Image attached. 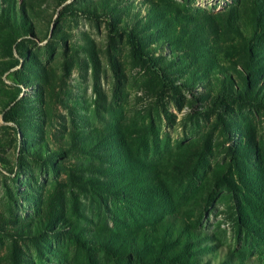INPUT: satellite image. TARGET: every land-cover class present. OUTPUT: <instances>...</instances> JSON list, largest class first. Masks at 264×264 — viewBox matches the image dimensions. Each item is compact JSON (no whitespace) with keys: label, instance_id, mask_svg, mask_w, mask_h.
Masks as SVG:
<instances>
[{"label":"rangeland","instance_id":"374dc122","mask_svg":"<svg viewBox=\"0 0 264 264\" xmlns=\"http://www.w3.org/2000/svg\"><path fill=\"white\" fill-rule=\"evenodd\" d=\"M222 94L264 102V0H0V264H264V103Z\"/></svg>","mask_w":264,"mask_h":264},{"label":"trees","instance_id":"16d2710c","mask_svg":"<svg viewBox=\"0 0 264 264\" xmlns=\"http://www.w3.org/2000/svg\"><path fill=\"white\" fill-rule=\"evenodd\" d=\"M107 26H108L109 34L112 37H115V36H126L127 37V39L130 42L132 53L136 59H138L141 63L147 66L150 70L160 74L161 77H164L162 70L157 67L154 60L142 51L138 37L132 31H130L127 28H120L116 30L111 21L107 23ZM222 96L230 97V98L235 97L237 98V100H241L242 103H264L259 100H253V99L243 100L242 96L235 95V94H222Z\"/></svg>","mask_w":264,"mask_h":264}]
</instances>
